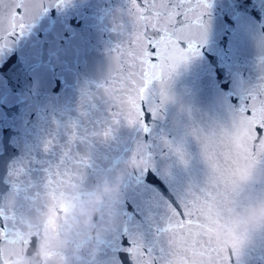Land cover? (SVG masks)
Here are the masks:
<instances>
[{
  "label": "water",
  "instance_id": "95a60500",
  "mask_svg": "<svg viewBox=\"0 0 264 264\" xmlns=\"http://www.w3.org/2000/svg\"><path fill=\"white\" fill-rule=\"evenodd\" d=\"M207 3L191 20L200 27L193 52L158 70L141 126L123 115L113 123L100 86L113 50L136 24L167 23L159 6L0 0V225L13 226L0 248L11 249L8 264H118L125 240L141 264L150 256L199 264L164 232L170 210L206 179L193 131L230 129L249 95L264 92V0ZM17 6L23 11L13 19ZM250 103L257 111L240 130L231 196L195 229L224 264H264V135L251 129L264 113L259 99ZM72 131L76 143L91 145L90 165L49 194L46 178Z\"/></svg>",
  "mask_w": 264,
  "mask_h": 264
},
{
  "label": "snow or ice",
  "instance_id": "6c2138e0",
  "mask_svg": "<svg viewBox=\"0 0 264 264\" xmlns=\"http://www.w3.org/2000/svg\"><path fill=\"white\" fill-rule=\"evenodd\" d=\"M139 10L146 12L149 7L159 6L168 16L166 24L138 23L126 37L123 43L117 45L111 56L106 83L100 87L103 95L113 106V123L121 115L129 123L143 125L145 117V102L149 95L150 86L160 79L159 69L163 63L179 64L193 52V42L200 35V27L194 30L191 20L198 14L201 17L209 6L207 0H135ZM23 9L17 6L13 19L20 15ZM143 12L138 13V19L143 21ZM162 20V17H158ZM12 27H15L13 24ZM12 32L6 33L7 36ZM264 88V84H261ZM164 93L161 90V97ZM259 99L261 113H264V92L257 97L249 95L244 106L240 107L243 116L234 121L232 127L222 128L208 135L193 131L200 141L201 155L207 166L204 183L196 190H189V195L173 209L168 226L164 232L174 239L177 249L192 252L199 256V264H224L223 258L212 248L211 241H205L196 232V226L205 212L211 211L214 204L226 201L231 193L228 190L231 170L235 162L242 157L239 144L240 130L245 125L244 117H251L257 108L250 101ZM247 106V107H245ZM251 129L258 136L264 135V120L252 123ZM110 128H105L103 136L109 137ZM76 132L68 137L67 143L61 149L59 160L51 168L44 187L49 194H54L63 182L73 177L74 173L82 174L90 165L91 145L76 143ZM92 136L97 133H91ZM48 143L45 144L47 151ZM63 179H54L60 178ZM0 216L3 212L0 211ZM13 227V226H11ZM9 224L0 225V237L7 234ZM127 253L118 255V264H141L134 256L133 244L124 241ZM160 252L164 248L160 247ZM12 252L9 248H0V264H8ZM143 264H169L163 256H150ZM231 264V262H229Z\"/></svg>",
  "mask_w": 264,
  "mask_h": 264
}]
</instances>
